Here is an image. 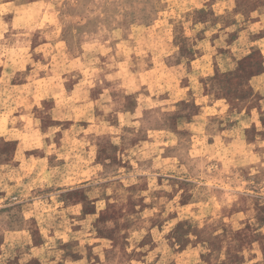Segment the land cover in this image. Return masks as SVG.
<instances>
[{"label": "rangeland", "instance_id": "obj_1", "mask_svg": "<svg viewBox=\"0 0 264 264\" xmlns=\"http://www.w3.org/2000/svg\"><path fill=\"white\" fill-rule=\"evenodd\" d=\"M0 264H264V0H0Z\"/></svg>", "mask_w": 264, "mask_h": 264}]
</instances>
